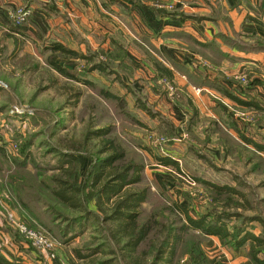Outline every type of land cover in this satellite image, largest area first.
Returning a JSON list of instances; mask_svg holds the SVG:
<instances>
[{"label": "rangeland", "instance_id": "1", "mask_svg": "<svg viewBox=\"0 0 264 264\" xmlns=\"http://www.w3.org/2000/svg\"><path fill=\"white\" fill-rule=\"evenodd\" d=\"M19 7L29 12L23 22L10 21L8 11L0 16V148L4 151L0 155V214L38 264H67L69 259L81 264L74 251L87 257L103 241L96 224L83 229L75 225L74 231L64 232L84 212L66 208L51 194V178L61 175L58 167L67 169L63 158L67 155L75 159L79 185H86L91 166L100 159L101 143L88 135L101 130H108L105 137L123 147L128 161L144 166L141 183L130 190H148L142 205L145 218L153 216L166 226L181 225L185 217L180 207L199 219L231 213L242 205L238 213L264 220L260 202L264 198V152L253 144L264 146V57L258 56L264 53V37L250 43L254 48L244 46L239 37L231 43L221 37L224 45L253 52L255 60L227 73L225 87L214 82L209 84L213 89H207L188 79L182 65L174 67L171 78L152 72L141 59L143 49L130 43L125 47V34L120 31L117 36L104 34L102 41L91 35L92 39H77L74 34V41L65 45L46 42L39 35L37 44L28 31L30 9ZM162 7L173 9L172 5ZM56 44L78 58L53 52ZM49 60L71 77L56 72ZM228 60H232L228 54L216 55L213 65L222 68ZM199 65L209 66L205 58ZM165 158L174 164L165 166L158 160ZM106 178L104 174L102 181ZM213 186L244 193L250 208L234 193H229L232 201L224 207L216 201ZM9 216L57 246L45 253L31 247ZM235 224L232 221L228 228ZM251 226L248 230L255 235L262 230L258 223ZM184 240L175 264H193L191 250H200L203 264H249L247 246L235 250L222 239L197 231H190Z\"/></svg>", "mask_w": 264, "mask_h": 264}, {"label": "crops", "instance_id": "2", "mask_svg": "<svg viewBox=\"0 0 264 264\" xmlns=\"http://www.w3.org/2000/svg\"><path fill=\"white\" fill-rule=\"evenodd\" d=\"M21 5L30 9L27 26L37 44L39 35L46 42L65 45L74 41V34L77 39L102 41L104 34L117 36L120 31L125 34V47L130 43L143 49L141 59L152 72L155 63L170 72L182 65L188 79L207 89H213L209 84L214 82L225 87L227 73L255 60L253 52L224 45L221 37L229 42L239 37L244 46L264 37V0H0V16ZM220 54L232 59L224 61L222 68L213 65V58ZM258 56L263 58L264 53ZM201 58L209 66L199 65ZM5 223L0 214V255L20 264H38Z\"/></svg>", "mask_w": 264, "mask_h": 264}, {"label": "trees", "instance_id": "3", "mask_svg": "<svg viewBox=\"0 0 264 264\" xmlns=\"http://www.w3.org/2000/svg\"><path fill=\"white\" fill-rule=\"evenodd\" d=\"M52 51L78 58V55L59 44L53 45ZM49 64L59 74L71 77L66 70L55 64L54 60H49ZM153 66L158 74L171 78L168 69L158 63ZM95 69L104 70L101 66H96ZM102 95L112 98L105 92H102ZM227 96L239 102L234 96L230 94ZM107 134H109L108 130H101L88 135L89 139L92 138L91 136L101 139V143L97 151L100 159L91 166L85 186L81 188L79 185V175L73 166L75 159H72L71 155L63 157L67 161V169L63 170L64 165L58 167L61 169L59 170L61 175L51 178L52 196L66 208L84 212L85 215L81 219L73 220V224L66 226L64 232H72L79 226L83 229L92 224H96L102 230L103 241L96 244L93 254L85 257L77 250L74 251L75 256L82 261L81 264H119L120 261L123 264H175L178 248L184 243V238L190 231H197L204 236L219 237L235 250L247 246L249 264H264V220L260 216H245L238 213L236 210L243 208L242 205L236 206L235 211L231 213L221 212L211 217L204 215L199 219H193L183 208L175 207L177 210L179 208L185 217V222L181 225L172 223L166 226L153 216L145 218L142 205L148 199V190H130L131 187L141 183L144 166L136 161H128L123 147L114 139L105 137ZM253 144L256 150L264 152L263 145ZM3 154L4 151L0 148V155ZM158 160L165 166L174 164L166 158ZM104 174L107 178L102 181ZM213 189L218 199L216 201L224 207L232 201L229 193H234L243 197L244 203L250 208L249 199L244 193L232 188L213 186ZM85 190L86 194H84ZM235 200L238 202L237 199ZM260 202L264 206V198ZM232 221L237 224L228 228V224ZM251 223H258L261 226L262 230L258 235L248 230L253 228ZM72 225L73 228L70 230ZM189 258L193 264H203L200 250H191ZM0 264L20 263L0 255ZM68 264L75 263L69 259Z\"/></svg>", "mask_w": 264, "mask_h": 264}, {"label": "built area", "instance_id": "4", "mask_svg": "<svg viewBox=\"0 0 264 264\" xmlns=\"http://www.w3.org/2000/svg\"><path fill=\"white\" fill-rule=\"evenodd\" d=\"M7 18L12 21L14 20L15 22H23L27 16L29 15V12L26 10L24 7H19L13 11H8L6 13ZM9 221L10 223L14 226L16 231H18L20 234L25 236L28 240L31 241L32 246L42 253L48 252L57 246V243L47 239L43 234L36 233V232H31L27 230L24 226L16 223L11 216H9ZM52 259V258H51Z\"/></svg>", "mask_w": 264, "mask_h": 264}]
</instances>
